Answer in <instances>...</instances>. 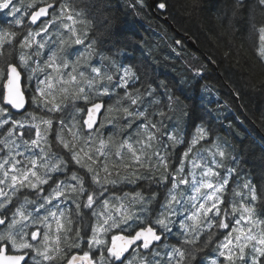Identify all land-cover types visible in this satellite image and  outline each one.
<instances>
[{
    "label": "snow or ice",
    "instance_id": "obj_1",
    "mask_svg": "<svg viewBox=\"0 0 264 264\" xmlns=\"http://www.w3.org/2000/svg\"><path fill=\"white\" fill-rule=\"evenodd\" d=\"M257 2L264 6V0H257ZM198 3L199 0H192L193 7ZM38 4L39 7H37ZM135 5L143 8L145 0H135ZM157 7L165 9L166 4L159 3ZM241 7H243V0H235L233 15H236ZM0 14H2L0 19H3L7 25V27H0V63L5 65L0 67V80L4 81V90L0 91V129L4 130L0 138V153H4L0 155V264H52L54 261H63L64 264H162V260H166L167 264H194L197 261V254L212 242L215 236V233L211 231L213 227L228 230L224 239L215 245L217 257L223 258L222 264H261L259 258L264 257V220L255 216V205L246 202L249 197L253 202L259 198L256 186L247 179L242 185L237 184L231 192L234 197L240 196L242 199L239 202L234 199L229 200L228 204L221 208V205L225 204L223 194L229 184V176L235 172V169H227L228 176L219 178L220 173L214 168H221L223 164L216 160V156L223 158L225 152L215 144L203 150L211 156V164L214 167L207 166L208 158L200 150H197L195 156L189 159L195 146L207 138V131L202 126H197L194 132L188 133L187 142H185L183 131L179 136L173 132L166 134L170 142L168 147L175 148L181 144L185 147L182 150V162L170 174L171 183L165 189L166 194L159 205V210L149 208V205L156 201L158 195L156 191L151 192L148 197L139 191L134 195L125 193L124 197L110 195L101 200L97 208L92 210L91 215L95 217V223L90 229L85 228V236L80 235L79 228L73 232L70 227L71 216L66 215V210L62 209L58 213L55 209H59L61 204L75 194L76 199H73V203L76 205L77 215L80 214L79 197L88 191L84 187V178L75 171L70 176V180L75 181V184L65 183L64 180L57 178L49 194L43 196L41 186L48 184L52 179L51 173L66 172L68 161L63 156L51 153L52 142L48 140V136L53 130L52 116L38 118L35 111L24 113L22 119H14L9 115L10 109L5 105L10 106L11 109L21 110L26 103L21 88V71L18 68L26 73V87L34 78L36 79L34 93L30 97L34 108L40 109L41 112L57 113L62 112L68 106V102L72 105L74 115L68 123L65 122L64 116L55 118V140L56 147L68 150L71 154L70 160L90 173L92 183L100 189L98 192L93 190L87 195L84 201L85 208L92 209L93 204L104 196L107 191L105 184L110 183L115 186L117 183L116 180L108 179L112 173L109 171V153L105 152V148L112 143V136L105 139L100 129L119 118H132L128 119L126 127H131L135 119L145 120L144 124L137 126L136 135L141 138L136 143L140 145V148L135 149L129 142L131 139L129 137L117 146L115 155L120 157V149L127 148L134 164L150 169L153 167L151 156H156L155 167L166 171L168 160L160 154V149L156 148L151 153L147 152V149L153 148L154 143H160L156 133L159 132L163 122H152L148 119L147 109L130 110L132 106L142 101L143 96H150L152 90L141 93L139 89H134L136 94L133 95L132 91H128V85L135 74L131 68H124L117 85L125 89L124 95L115 103L110 102L99 127L95 131H89L87 136H83L80 121L75 114L83 112L84 109L77 107L76 102L83 100L87 103L90 98L109 95L107 85L102 89L96 85L104 79L111 82L113 76L107 73L101 75L99 67H91V73L94 75L89 78L85 72L78 71L81 62L85 59V54L77 55L74 61H70L64 54L66 45L83 44L87 36L88 21L75 8L74 0H0ZM25 17L28 18L29 25H36L42 17L47 19L43 20L36 30L28 27L26 35H22V38L17 41L16 37L21 33L12 29L14 26L23 29ZM54 24L58 25V28L38 41L37 37H40L42 33H48L49 28ZM77 24L84 27L78 30ZM60 28L67 31V37L61 34L58 30ZM53 35L57 37L59 43L57 44L56 40L52 41V44L57 46L55 49H49L47 59L43 63L39 59H32L44 56L43 49ZM259 40L260 56L264 58V26L259 27ZM94 43L95 41H92L86 45L88 59L92 56ZM33 45L36 46L35 51H29ZM17 49L19 50L18 64L8 62L7 58ZM69 68L71 70L67 71ZM47 69L51 71H46ZM37 72L44 74L42 79L36 76ZM85 87L88 89L87 92ZM112 91L114 93L115 89ZM125 99L129 101L127 106L121 103ZM152 103L148 101L149 106ZM102 107L104 105L97 102L87 108V118L83 123L88 130L93 129ZM114 113L123 115L119 117ZM159 115L164 116L165 113L160 112ZM5 125L10 126L5 128ZM25 127L29 130V136L21 139L24 137ZM32 129H35L34 137ZM65 129L70 138L65 137ZM153 129L156 131H152ZM164 151L167 152V147ZM144 156H148L149 159L142 160ZM100 157H104V161L101 168L96 169L93 165L97 164ZM183 161H188L190 164L189 175L184 174ZM201 161L204 162V167L198 174L196 169L202 168ZM122 166L127 167V165ZM101 171L107 174L103 179L100 176ZM213 177L218 179L213 180ZM124 179L134 182V179H140V176L133 171ZM168 181L169 176L162 174L157 183L163 184ZM180 185H186L188 189L180 190ZM24 189L36 191L37 198L42 199L44 203L37 204L33 211H29L27 206L34 201L25 196L23 202L17 199L16 205L9 208V205L13 204V199ZM243 189L247 192H243ZM187 191L191 194L186 195ZM261 196L264 197V184L261 185ZM61 197L64 199L61 200ZM53 199L58 201L54 208L46 209L42 215L38 214L40 209L51 204ZM137 204L140 205L139 212L145 215H137V211L134 210ZM210 213L211 218H209ZM177 217L182 219L177 220ZM229 217L233 219L229 220ZM133 219L144 226L139 227L130 236L114 234L109 245L106 234L120 228L122 224H128V221ZM174 224L180 229L179 233L172 232ZM132 227L134 225L121 230L127 232ZM30 228L34 230L29 231ZM89 231L90 235H88ZM205 232L207 236L203 242H200L199 237ZM169 233L178 237L177 243L166 242L170 239ZM162 239L165 241L163 245L159 243ZM154 242L156 247H152ZM82 244L87 248L83 254L71 253V249H79ZM160 247L165 249L162 260L156 259L161 256V253L156 250ZM130 248L131 253H129ZM248 248H250V252L247 253L249 259L245 261V250ZM141 249L145 250V254H141ZM149 249L151 251H147ZM93 252L95 255H92ZM149 256L152 257L151 260ZM211 264H218V259H212Z\"/></svg>",
    "mask_w": 264,
    "mask_h": 264
},
{
    "label": "trees",
    "instance_id": "obj_2",
    "mask_svg": "<svg viewBox=\"0 0 264 264\" xmlns=\"http://www.w3.org/2000/svg\"><path fill=\"white\" fill-rule=\"evenodd\" d=\"M161 2L166 4V13L162 14L158 11L157 13L163 18L168 17L175 30L171 29L170 23L163 22L151 11L149 0H145L143 8L135 5V0H74L75 8L88 21L87 36L83 43L86 52V45L95 41L91 58H85L86 73L92 76L94 74L91 73V67H99L102 75L107 73L113 76L111 82L106 79L102 81L108 86L110 94L100 96L89 104H84L83 118H85L87 108L92 103L103 101L107 108L110 102L115 103L118 98L124 95L125 89L117 87V85L123 75V69L131 68L135 75L129 82L128 91H132L133 95L136 94L134 89H139L141 93L149 89L152 92L150 96H143L142 101L132 106L130 110L139 108L143 111L147 109L148 119L152 122H163L159 132L156 133L160 143H154L151 152L159 148L160 154L168 160V168L166 171L163 168L162 171H159L154 166L157 157L151 156L155 168L152 167L147 170L142 167L143 171L141 172L149 180L140 179L130 191L132 193L141 191L147 195L156 191L159 196L149 208L159 210V205L163 202L166 194L165 189L171 183L170 174L182 162V150L185 147L184 144L175 148L168 147L170 142L166 134L174 131L173 133L179 136L183 131L184 135L186 134L184 136L185 142H187L188 133L194 132L195 127L202 126L207 131V138L195 146L189 158L195 156L197 150L203 152L207 145L218 138L220 141H228V149L235 152V161L231 163L236 167V176L231 181L228 190H232L237 184L242 185L246 179L251 180L256 186L259 197L257 201L253 202L256 207L255 216L264 220V197L261 196V185L264 184V58L260 56L259 40V27L264 26V6L259 5L257 0H243V7L237 10L236 15H233L235 0H199L195 7H193L192 0H161ZM39 6L37 5V7ZM1 16L2 14H0ZM0 23L2 27H7L3 19H0ZM56 27V24L52 25L49 32L45 33L44 36L37 37V40L39 41L53 32ZM76 27L80 30L84 26L77 24ZM26 29L27 17H25L23 29L15 27L12 29L21 33L16 37L17 41L22 38V35H26ZM184 35L194 38L199 51H194L186 44ZM67 36L68 33L65 32L64 37ZM52 39L57 41L56 36ZM177 41L182 42L181 47L177 46ZM35 47L33 45L29 51H35ZM50 48L54 49L55 44L50 45L48 43L44 48L45 54L49 55ZM18 51L17 49L7 58L8 62L18 64ZM76 51H78L77 45H66L64 54L70 55ZM37 58L43 63L45 55L32 59ZM29 63L31 64V61ZM212 63H215L216 69ZM4 66L0 63V67ZM21 71L24 75L25 86L26 73L22 69ZM36 75L41 79L43 78L38 73ZM3 83L4 81L0 80V91H3ZM113 89H115L114 93ZM25 92L29 101L26 112L35 111L38 118L40 116L48 117L32 105L30 97L33 93L29 91L28 86H25ZM111 96L116 98L111 99ZM148 101L153 102L151 106H149ZM121 103L123 106H127L129 101L125 99ZM78 105L79 103H76L77 107ZM70 107L71 103L68 102V106L62 112H57L52 116L54 118L53 130L48 136V140L52 142L51 153L63 156L68 161L66 172L55 173V183L59 178L65 183L75 184V181L70 180L72 172L75 171L79 176H82L83 172L78 165L70 160L71 154L68 150L56 147L55 118L64 116L66 117L65 122L68 123L72 119ZM160 112H164L165 115L160 116ZM9 115L14 119L24 118V114L14 115L11 111H9ZM114 115L122 117L123 114L114 113ZM83 118L80 129L83 136H87ZM128 119H117L119 122L116 125L119 128L116 129L110 128V125H113L117 120L111 124H106L100 129V132L105 139L110 135L112 139H115L116 136L125 139L129 134H133L138 125L146 122L143 119H135L131 127H126ZM9 126L5 125V128ZM3 131L0 129V138H2ZM23 131L24 137L21 139L28 138V128L25 127ZM34 133L35 129H32L33 137ZM64 135L66 138H70L66 129ZM164 145L167 147V152L164 151ZM3 154L0 153V155ZM184 164L186 166V162ZM151 170L155 173L152 174ZM102 173L101 171L100 176L103 179ZM121 174L122 172H119L118 176L126 177V175ZM149 174L153 177H150ZM162 174L169 176L167 183H157ZM83 178L88 191L79 197L80 214L77 215L76 205L73 203V199H76L75 194L66 201L67 205H70L66 209V215L71 216L72 219L70 227L73 232L79 228L81 236H85V228L90 229L95 223V217L91 215L90 209L84 207V201L93 190L100 191L99 187L92 183L91 174L89 177L83 176ZM117 179L120 180V178ZM147 184L150 185L144 188ZM152 184H156L157 188L150 189ZM119 189L122 195L128 190V188L127 190L122 188V185L118 189L111 188L112 195ZM25 196L34 201L27 206L29 211H33L37 204L44 203L37 196L28 195L24 189L13 199L11 208L16 205L17 199L19 202H23ZM106 196L105 194V196L100 197L98 202L100 203ZM45 212L46 210L42 208L38 214L42 215ZM138 228L129 229L127 232H123L121 230L123 228H121L118 232L132 235ZM211 231L215 233L212 242L197 254V261L194 264H207V259L217 257L215 245L224 239L227 230L213 227ZM89 233L90 231L88 235ZM168 235L170 239L166 241L167 243H177L178 237ZM206 236L207 233L200 237L199 241L203 242ZM164 243L165 241L162 239L160 244L163 245ZM196 246L198 247L199 243ZM86 250V246L82 244L79 249H71V253L83 254ZM156 250L161 254L165 252L163 247ZM249 252L250 248L247 250V253ZM151 259L152 257L149 256V260ZM259 259L261 264H264V257ZM162 262L164 264L166 260H162ZM55 264H64V262L55 261Z\"/></svg>",
    "mask_w": 264,
    "mask_h": 264
},
{
    "label": "rangeland",
    "instance_id": "obj_3",
    "mask_svg": "<svg viewBox=\"0 0 264 264\" xmlns=\"http://www.w3.org/2000/svg\"><path fill=\"white\" fill-rule=\"evenodd\" d=\"M39 5V4H38ZM2 17V16H1ZM57 27L55 28V29H57L58 28V25H56ZM0 27H2L1 26V23H0ZM15 27V26H14ZM15 28H17V27H15ZM60 32H61V34L64 36L65 35V32H67L66 30H64V29H62V28H60V29H58ZM44 34L45 33H42V35L41 36H44ZM55 37V35H53L52 37H51V40L49 41V44L51 45L52 44V41H53V39L52 38H54ZM59 43V41L57 40V44ZM53 45V44H52ZM56 44H55V48H56ZM74 46V45H73ZM78 46V51H76V52H72V54H70V55H67V58L70 60V61H74L75 59H76V56L77 55H80L81 53H83V54H85V55H87V52L85 51V49H84V46H83V44H80V45H77ZM54 48V49H55ZM44 55H45V59H47V54H45V49H44ZM85 58H87V57H85ZM37 59H39V58H37ZM40 60V59H39ZM88 60V59H87ZM87 64H86V61H85V59L81 62V66L79 67V69H78V71H83V72H85V74H86V76L87 77H89V78H91V76H89L87 73H86V71H85V66H86ZM71 69L69 68L67 71H70ZM46 71H51V69H47ZM39 75H41V76H43L44 74L43 73H39V72H37ZM92 74H94V73H92ZM101 75H102V72H101ZM37 76V75H36ZM55 83V82H54ZM105 84L106 83H102V81H100V82H98V84L96 85V87H98V88H103L104 86H105ZM35 85H36V79L34 78L32 81H31V84L30 85H28V88H29V91L30 92H32V93H34L33 92V88L35 89ZM85 91L87 92L88 91V89H87V87H85ZM98 98H100V96H98V97H95V99H92V98H90V100L86 103L85 101H83V100H77V102L76 103H79V105H78V107L79 108H82V109H84L83 108V105L84 104H89V102H91V101H94V100H96V99H98ZM111 99H115L116 97H114V96H111L110 97ZM84 113H85V111H83V112H81V113H78V114H75L76 115V118L80 121V124H81V122H82V118L84 117ZM55 114H57V113H47V112H44V115H48V116H54ZM70 115H71V117L74 115V113H73V110H72V105H71V107H70ZM117 116V115H116ZM84 119V118H83ZM117 122H119L118 120L113 124V125H110V128H113V129H116V128H119L117 125H116V123ZM123 129V128H122ZM138 131V128L137 129H135V131L133 132V134H129V136H126L125 137V139H123L121 136H119V138L116 136V138L115 139H112V143H110L106 148H105V152L106 153H109V157H108V160H109V171L112 173V175L111 176H109L108 177V179L109 180H116L117 181V183H116V185L115 186H113L112 184H106L105 186H106V188H108V187H111V188H119L121 185H122V188H125L126 190H127V188H128V192L126 191L125 193H129V194H135V193H132L130 190H132V188L133 187H135L136 186V184H138V181L137 180H140V179H144L145 181H148L147 180V178H145V176L143 177V176H141V172L143 171V168L142 167H140L139 165H136V164H134L133 163V160H132V157H131V153H129L128 152V149L127 148H123V149H120V152H121V156L120 157H118V156H116L115 155V152H116V150H117V146L122 142V141H124V140H126V139H128L129 137H131V139L129 140V142L130 143H132L133 144V147L135 148V149H139L140 148V145L138 144V143H136V141L137 140H139L141 137L140 136H137L136 135V132ZM154 131H156V130H154ZM117 132H119L118 130H117ZM172 132H174V131H172ZM184 136H186V134L184 135ZM23 138V137H22ZM225 138H226V136H225ZM220 138H218V139H216L213 143H211L210 145H207V147L206 148H210L211 147V145L212 144H215V145H217L219 148H220V150H223L224 152H225V157H223V158H221V157H219L218 155L216 156V160L217 161H220L222 164H223V167H221V168H218L217 170L214 168V170L215 171H218L219 173H220V177L219 178H223L224 176H228V172H227V169H229V168H234L235 169V171H236V167H235V165L233 164V163H231L232 161H235V152H233L232 150H230V149H228V147H229V144H227V142L228 141H224V140H219ZM227 139V138H226ZM118 142V143H117ZM198 145V144H197ZM196 145V146H197ZM161 146H163L162 144H161ZM164 148H165V145H164ZM151 150L152 149H147V152L148 153H150L151 152ZM212 151H215V149H212ZM193 153V152H192ZM191 153V154H192ZM205 157H207L208 158V164H207V166H211L212 164H211V156H209V154H208V152H206V151H203V152H201ZM138 154H139V152H138ZM19 159H22V158H19ZM149 159V157L148 156H144V157H142V160H148ZM190 159V158H189ZM181 160H182V157H181ZM103 161H104V157H100L99 158V161L97 162V164H95V165H93V167L94 168H96V169H100L101 168V166H102V163H103ZM151 161H153V159H151ZM184 163L186 162V166H185V171H186V174L185 175H189V169H190V164L189 163H187L188 161H183ZM201 164H202V168H198V169H196V172L199 174L201 171H202V169H203V167H204V162L203 161H201ZM122 165H127V167H124V166H122ZM185 165V164H184ZM232 167H231V166ZM155 166V165H154ZM153 166V168H155ZM213 166V165H212ZM179 167V166H178ZM214 167V166H213ZM142 168V169H141ZM147 170H149L150 168L149 167H145ZM149 168V169H148ZM80 169H82V168H80ZM159 171H162V168H157ZM221 169V170H220ZM83 171H85L84 169H82ZM118 171V173L119 172H122V174L121 175H126V176H128L130 173H132L133 171H136L137 172V175L138 176H140V179H134V182H129L127 179H124V177H120V176H118L117 175V171ZM184 171V172H185ZM103 172V171H102ZM152 174H154L155 173V171H150ZM149 172V173H150ZM222 172V173H221ZM51 174H53V173H51ZM107 174L106 173H102V176L103 177H105ZM146 175V174H145ZM149 176L150 177H153V176H151V174H149ZM235 172L231 175V176H229V184L227 185V189H226V191H225V193L223 194V198H224V201H225V204H222L221 205V208H224L227 204H228V202H229V200H232V199H234V200H236L237 202H239L241 199H242V197H240V196H233L232 195V192H231V190H228V188L230 187V183H231V181L235 178ZM117 178H120V180H118ZM190 178V177H189ZM200 177L198 176V179H199ZM213 180H216V179H218L217 177H213L212 178ZM151 180V179H150ZM150 184H147L144 188H147L148 186H149ZM110 188V189H111ZM154 188H157V185L156 184H152L151 186H150V189H154ZM108 190L107 189V192H105L104 193V196H105V194L107 195L106 197H108V196H110L111 195V191L112 190ZM186 189H188V186H186V185H180V190H186ZM202 191H206V190H202ZM243 192H247V190L246 189H243L242 190ZM141 192V191H140ZM229 192V193H228ZM118 193H120V189H119V191H118ZM125 193L123 194V195H120V197H124V195H125ZM142 193V192H141ZM228 193V195H227V197H226V194ZM144 196H149V195H147V194H145V193H142ZM191 194V192L190 191H187L186 192V195H190ZM74 195V194H73ZM114 197H118V194H114L113 195ZM159 196V194L157 195V197ZM30 199V198H29ZM61 200H63L64 199V197H61L60 198ZM31 200V199H30ZM156 200H157V198H156ZM156 202V201H155ZM247 203H252L253 204V201H251V198L249 197L248 198V200L246 201ZM58 203V201L56 200V199H53V201H52V203L51 204H47V206L44 208L45 210L46 209H50V208H54V206L56 205ZM100 203L98 202V200L93 204V208L91 209V211L93 210V209H95V208H97V206L99 205ZM154 204V203H153ZM67 206H70V205H67V202H65L64 204H61L60 205V208L59 209H55L58 213H59V211L60 210H66L67 209ZM126 206H127V204H126ZM152 207V205H149V207ZM139 208H140V205H135L134 206V210H136L137 211V215H145V214H141L140 212H139ZM89 209V208H88ZM255 210H256V207H255ZM211 213L209 214V218H211ZM238 215V214H237ZM177 220H179V219H182L181 217H177L176 218ZM219 219V218H218ZM229 220H231V219H233V217H229L228 218ZM146 222V221H145ZM144 222V223H145ZM189 223H191L190 221H189ZM129 225H134V227H132V228H130L131 230H135L136 228H138V227H140L139 225H142V224H140L138 221H136L135 219H133V220H129L128 221V224H126V225H121V227L120 228H116V229H113V231L114 230H117V229H121V228H127ZM86 226V225H85ZM54 229V228H53ZM32 230H34V229H29V231H32ZM41 231H43V229H41ZM228 231V230H227ZM112 232V231H111ZM172 232H174V233H179L180 232V229L177 227V225H172ZM109 233V232H108ZM108 233L106 234V239L108 240V242H109V237H108ZM207 232H205L204 234H206ZM170 234V236H171V233H169ZM203 234V235H204ZM89 235H90V233H89ZM203 235H201L200 237H202ZM233 235H235V234H233ZM174 237V236H173ZM176 237V236H175ZM200 237H199V240H200ZM249 249V248H248ZM248 249H246L245 250V252H246V256H245V261H248V259H249V257H248V255H247V250ZM165 253V252H164ZM164 253H162L161 254V256L160 257H157L156 259H158V260H162V258H163V256H164ZM212 259H218V264H222V261H221V258H218V257H215V258H209V259H207L208 261H206V262H208L207 264H211V260ZM163 263V262H162ZM164 264H167V262H165Z\"/></svg>",
    "mask_w": 264,
    "mask_h": 264
},
{
    "label": "water",
    "instance_id": "obj_4",
    "mask_svg": "<svg viewBox=\"0 0 264 264\" xmlns=\"http://www.w3.org/2000/svg\"><path fill=\"white\" fill-rule=\"evenodd\" d=\"M159 3H163V2H161V0H149V6H150L151 11H152L154 14H157V11H158L159 13H162V14L166 13L167 7H165V9H159V8L157 7V5H158ZM49 11L51 12V9H50ZM45 19H47V18H46V17H42L41 20L38 21L36 25H32V26L35 27V28L38 27V26H40V23H41L43 20H45ZM165 22L171 24V22H170V20H169L168 17L165 18ZM171 29H172V30H175V27H174L173 24H171ZM177 33H178V35H180L179 32H177ZM184 39H185L186 44H187L191 49H193L194 51H199V48H198L197 42L194 40V38H192L191 36H188V35H186V36L184 35ZM179 43H180V42L177 43L178 46H179ZM212 66L216 69V65H215V63H212ZM18 70L21 71V69H19V68H18ZM2 88H3V90H4V83H3V87H2ZM21 88H22V91L24 92V95H25V101H26L24 109H21V110H15V109H11L10 106L5 105V107H8V108L10 109V111H11L14 115H22V114H24V113L27 111L28 106H29L28 97H27V94H26V92H25V86H24V75H23L22 71H21ZM99 102L102 103V104L104 105V107L101 108L100 113L97 115V117H96V123H95V125H94V127H93L92 130H88L87 127H86V125H84V123H83L86 132L94 131V130H96V128L100 125L101 118H102V116H103V114H104V112H105V109H106V104H105V102H103V101H99ZM96 103H97V102H96ZM90 106H91V105H90ZM90 106H89V107H90ZM86 118H87V116L85 115L84 120H85ZM128 236H130V235H128ZM138 243H139V242H138ZM155 244H156V242H154L153 245H155ZM133 247H135V246H133ZM131 252H132V249L130 248V249H129V253H131ZM76 254H78V253H76ZM126 255H128V253H126Z\"/></svg>",
    "mask_w": 264,
    "mask_h": 264
},
{
    "label": "flooded vegetation",
    "instance_id": "obj_5",
    "mask_svg": "<svg viewBox=\"0 0 264 264\" xmlns=\"http://www.w3.org/2000/svg\"><path fill=\"white\" fill-rule=\"evenodd\" d=\"M156 15H157V17H158L160 20H162L163 22H165L164 19H163V17H162L160 14L157 13ZM28 27H31L33 30H36V29L39 28V27H36V28H35V27H33L32 25H29V24H28V18H27V28H28ZM24 30H25V29H24ZM178 42H180V43H179V46H178V45H177V46H178V47H181L182 42H181V41H177L176 44H177ZM103 116H104V115H103ZM97 128H98V127H97ZM82 176L89 177V176H90V173H87L86 170H85V171L82 172ZM141 176L144 177V175H142V174H141ZM51 177H52V179L49 180L48 184H45V185H42V186H41V187L43 188V195H44V194H48V193L50 192L51 188L55 186V173L51 174ZM137 181H139V180H137ZM84 187L86 188L85 184H84ZM86 189H87V188H86ZM25 190L27 191L28 195H29V194H33V197L36 196V191L29 190V189H25ZM115 194H118V197H120V195H122V194L118 193V190H116ZM111 196H113L112 193H111ZM11 206H12V205H9V208H11ZM5 211H7V209H5ZM90 211H91V209H90ZM91 212H92V211H91ZM53 226H54L53 228H55V225H54V224H53ZM118 230H120V229H117V230H114V231L112 230V232H109V233H108V237H109V245H110V243H111V238H112V236H113L114 234L123 235V234H121L120 232H118ZM161 241H162V240H161ZM161 241H160L159 243H161ZM152 247H156V244L153 245ZM147 251H151V249H149V250H147ZM141 254H145V250H144V249H141ZM92 255H95V252H93ZM54 264H55V261H54Z\"/></svg>",
    "mask_w": 264,
    "mask_h": 264
},
{
    "label": "bare ground",
    "instance_id": "obj_6",
    "mask_svg": "<svg viewBox=\"0 0 264 264\" xmlns=\"http://www.w3.org/2000/svg\"><path fill=\"white\" fill-rule=\"evenodd\" d=\"M127 16V15H126ZM166 18V17H165ZM165 18H163L164 19V21H165Z\"/></svg>",
    "mask_w": 264,
    "mask_h": 264
}]
</instances>
